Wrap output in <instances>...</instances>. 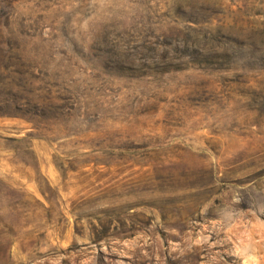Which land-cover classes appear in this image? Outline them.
Masks as SVG:
<instances>
[{
  "label": "rangeland",
  "instance_id": "374dc122",
  "mask_svg": "<svg viewBox=\"0 0 264 264\" xmlns=\"http://www.w3.org/2000/svg\"><path fill=\"white\" fill-rule=\"evenodd\" d=\"M0 264H264V0H0Z\"/></svg>",
  "mask_w": 264,
  "mask_h": 264
},
{
  "label": "trees",
  "instance_id": "16d2710c",
  "mask_svg": "<svg viewBox=\"0 0 264 264\" xmlns=\"http://www.w3.org/2000/svg\"><path fill=\"white\" fill-rule=\"evenodd\" d=\"M3 105L4 108H0L2 109V111H5V109L7 110L12 109L13 111L17 112L20 109L16 102H13V104H11L10 106H8L7 103H4Z\"/></svg>",
  "mask_w": 264,
  "mask_h": 264
}]
</instances>
